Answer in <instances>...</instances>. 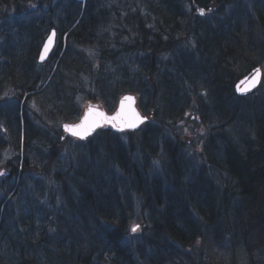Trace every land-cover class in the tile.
Listing matches in <instances>:
<instances>
[{
	"label": "trees",
	"instance_id": "obj_1",
	"mask_svg": "<svg viewBox=\"0 0 264 264\" xmlns=\"http://www.w3.org/2000/svg\"><path fill=\"white\" fill-rule=\"evenodd\" d=\"M154 1L0 0V35L29 40L16 63L1 54L0 99L13 92L17 133L14 182L0 185V264H218L199 240L233 264L237 249L264 264V97L234 89L264 60L263 7L247 17L242 0ZM51 28L44 63L54 64L39 72ZM125 92L149 116L138 130L63 136L84 97L113 110ZM192 97L210 131L189 152L175 124ZM242 119L255 146L223 132Z\"/></svg>",
	"mask_w": 264,
	"mask_h": 264
},
{
	"label": "rangeland",
	"instance_id": "obj_2",
	"mask_svg": "<svg viewBox=\"0 0 264 264\" xmlns=\"http://www.w3.org/2000/svg\"><path fill=\"white\" fill-rule=\"evenodd\" d=\"M133 2L135 0H104V3H106L107 5H109V3L113 4L114 3H120V2ZM254 1H257V5H262L263 8H261V11L264 15V0H242L241 5L243 6V8L245 7L246 9V16H253V5ZM149 3H156L154 0H149ZM200 12V9H197ZM251 14V15H250ZM253 18V17H252ZM16 30H10L9 32L6 31V33L0 35V69L2 71V67L4 65H6L8 62H10V58L8 56H3L1 55L2 52H5L6 54L10 55L12 57L11 61L13 63H16L17 60L19 59V56L16 55V51L15 49L21 45L22 47V51L27 50L29 48L28 45V39L26 38H21V36L16 33ZM26 47H28L26 49ZM58 53H63V47L59 50ZM58 56V55H57ZM54 62L52 60H49L46 64L45 63H41V64H37L35 66V70L39 71V72H46L49 68H51L53 66ZM260 66L263 69V76L260 82L259 87L257 88V90L255 92H253L250 96H254L256 94H260L261 97H264L262 95H264V60L262 61V63L260 64ZM0 71V74H1ZM12 91H5V95L6 98L5 99H0V171L3 172V175H0V185L4 184L6 181V183L8 184V190L11 189V184L14 182L13 180H10L9 178V174L8 172L11 171V166L8 165V162L11 161H15V151L14 149H12V147H10L11 142H13V140L16 137V131H17V123L14 121V115H15V98L12 96L13 94ZM136 94V93H135ZM263 99V98H262ZM258 100V99H257ZM81 100H79L80 102ZM83 101L85 103L87 102H96L95 100L90 99L88 96L83 98ZM258 102V101H256ZM192 103L194 105V107L192 108V110L190 109L185 115L184 118H182L181 120H179L176 124H175V128L177 129V131L179 133H181L182 138L185 140L186 142V146L187 149L189 150V152H194V151H200L203 148V144L205 141V137L207 136V133L209 130V127L205 124L202 123L201 119H200V114L197 111V102L195 100V97H192ZM79 105L82 104L78 103ZM35 103H30L29 106L30 107H35ZM257 111L260 110V106L261 105H257ZM83 109V108H82ZM82 110L80 111L78 117L80 116ZM7 118L6 120L9 122L7 123L6 120L4 121V118ZM61 124V123H60ZM247 126L249 127L250 125H252V122H249L247 120H237L235 122V124H230L229 126H227L224 129V133H226L227 135H229V138H232L234 141H236L238 144L242 145V146H255V140L254 138H252V135H248L247 140L249 142V145L245 140L244 137V132L243 130H239L241 126ZM20 132V131H19ZM21 144V141L20 143ZM255 148V147H253ZM43 151L44 154H46L45 150H41ZM47 182H50L49 179H47ZM50 185V184H49ZM5 193V190L0 187V198H3V195ZM135 222L131 223V229L133 226H135ZM141 232V227L139 226L136 232H132L131 231V235L135 238H139V234ZM199 249L202 250L203 256L208 258L209 260H213L214 262H217L218 264H233L232 260L229 259V254L228 251L220 248L218 250V248H215L216 246H211V245H203L201 243V240L198 241V245ZM235 259H234V264H246V257L244 255V253H242V251L240 249H237V252L235 254Z\"/></svg>",
	"mask_w": 264,
	"mask_h": 264
},
{
	"label": "water",
	"instance_id": "obj_3",
	"mask_svg": "<svg viewBox=\"0 0 264 264\" xmlns=\"http://www.w3.org/2000/svg\"><path fill=\"white\" fill-rule=\"evenodd\" d=\"M54 34V35H53ZM51 38V39H50ZM55 38H56V31L52 29L47 37L45 38L40 51L38 55L39 61H45L51 50L53 49L55 45ZM259 70V72H257ZM262 77V69L260 67H256L252 69L250 72L242 76L240 79H238L234 85L235 91L237 94H248L249 92L253 91L257 86L259 85L260 79ZM125 97H132V101L129 102L125 100ZM122 104L124 107V114L122 115L121 119L118 120H104L101 119L97 114L103 113L105 117L111 118L117 115V113L121 112ZM89 109H92V112L89 114ZM130 110H134L136 114H138L139 118L135 121V127H127L126 126V120L128 118V114ZM88 115V124L85 125V128H88V125L92 124L93 121L99 120V126L94 128L88 129V134L85 135L83 138H81L79 135H73L71 131L66 130L65 126H69L71 128H76V126H80L82 124H85V116ZM147 120V117L142 115L139 109L136 106V98L134 94L131 93H125L122 95L117 104V108L113 113H107L106 110L100 108L98 105H89L88 108L84 111L83 116L81 117L80 121L76 123H64L62 125L63 130L66 132L67 135H70L72 137H76L78 139L84 140L90 135H92L99 127L105 125H110L115 131L120 132L123 130H135L140 127V125ZM115 125V127L113 126ZM77 131H83V129L76 128Z\"/></svg>",
	"mask_w": 264,
	"mask_h": 264
},
{
	"label": "snow or ice",
	"instance_id": "obj_4",
	"mask_svg": "<svg viewBox=\"0 0 264 264\" xmlns=\"http://www.w3.org/2000/svg\"><path fill=\"white\" fill-rule=\"evenodd\" d=\"M201 14H203V10L201 9L200 10ZM54 35V34H53ZM51 39V38H50ZM257 72H259V70H257ZM132 97H125V100L131 102L132 101ZM92 112V109H89V114ZM124 114V107H123V104H122V109H121V112L120 113H117L116 116L114 117H111V118H108V117H105L103 113H98L97 115L101 118V119H104V120H109V121H112V120H118V119H121L122 115ZM140 119L138 114H136L134 112V110H130L129 114H128V118L126 120V126L127 127H135V121ZM88 124V115L85 116V124H82L80 126H76V128H80V129H83V131H77L76 128H71L69 126H65L66 130L68 131H71L73 135H79L81 138H83L85 135L88 134V129L89 128H94V127H97L99 126V120H96V121H93L92 124L88 125V128H85V125ZM115 127V125H113ZM0 175H3V172L0 171ZM138 225L137 226H133L131 231L132 232H136L137 229H138Z\"/></svg>",
	"mask_w": 264,
	"mask_h": 264
},
{
	"label": "bare ground",
	"instance_id": "obj_5",
	"mask_svg": "<svg viewBox=\"0 0 264 264\" xmlns=\"http://www.w3.org/2000/svg\"><path fill=\"white\" fill-rule=\"evenodd\" d=\"M260 82H261V79H260ZM260 82H259V83H260Z\"/></svg>",
	"mask_w": 264,
	"mask_h": 264
}]
</instances>
